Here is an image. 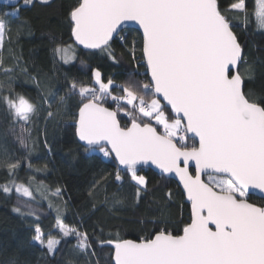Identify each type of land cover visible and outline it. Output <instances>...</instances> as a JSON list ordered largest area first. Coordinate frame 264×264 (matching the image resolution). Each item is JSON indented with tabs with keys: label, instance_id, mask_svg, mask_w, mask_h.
Segmentation results:
<instances>
[{
	"label": "trees",
	"instance_id": "obj_1",
	"mask_svg": "<svg viewBox=\"0 0 264 264\" xmlns=\"http://www.w3.org/2000/svg\"><path fill=\"white\" fill-rule=\"evenodd\" d=\"M215 3L242 48L243 94L264 110V29L256 20V0ZM238 3L241 10L234 9ZM79 4L0 6V187L16 184L33 195L0 190V264H112V244L147 241L157 233L179 236L190 219L189 203L174 181L148 169L119 171L106 148L103 157L75 140L77 111L89 101L113 109L122 128L137 122L163 133L137 106L113 108L125 92L142 104L153 98L140 36L124 30L99 51L78 49L70 15ZM68 46L76 56L65 64L57 53ZM94 71L110 84L105 92L95 85ZM8 95L32 105L26 120L14 119L3 99ZM67 132L74 137L67 139ZM175 143L196 147L189 139ZM134 176L143 177L145 186ZM249 201L262 205L255 197Z\"/></svg>",
	"mask_w": 264,
	"mask_h": 264
},
{
	"label": "water",
	"instance_id": "obj_2",
	"mask_svg": "<svg viewBox=\"0 0 264 264\" xmlns=\"http://www.w3.org/2000/svg\"><path fill=\"white\" fill-rule=\"evenodd\" d=\"M70 19L71 40L85 52L136 31L153 97L196 144L182 149L151 124L122 128L113 109L93 101L78 109L81 146L106 148L119 171L174 181L190 206L181 235L114 243L112 264H264V110L243 94L242 48L215 0H80ZM205 176L228 179L263 206L214 189Z\"/></svg>",
	"mask_w": 264,
	"mask_h": 264
},
{
	"label": "rangeland",
	"instance_id": "obj_3",
	"mask_svg": "<svg viewBox=\"0 0 264 264\" xmlns=\"http://www.w3.org/2000/svg\"><path fill=\"white\" fill-rule=\"evenodd\" d=\"M32 1L33 0H23L22 4L27 5ZM37 1L48 2L49 0H37ZM256 8H257L256 9L257 10L256 20H257L259 29L262 30L264 29V0H256ZM234 9L241 10L242 3H238L234 5ZM4 34H5L4 33V22L0 20V46H1ZM57 54H58L59 60L65 64H69L73 62L76 56L75 50L72 46L59 49ZM93 81L95 85L100 88L101 92H105L108 86H110L109 83L104 84L102 82L101 74L98 71H94ZM3 99L8 109L11 111L15 120H26L29 114L32 112V109H33L32 105L24 98H21L16 95H8V96L3 97ZM118 100L120 103H123L130 107L134 105L137 106L136 108L142 115L149 118L152 123L159 126L162 132L165 133L169 138L175 141H178L179 145L181 143L186 142V140H188L185 133L183 132L184 129H182L183 128L182 122L179 120H174L173 118L172 119L168 118V115L162 109V104L158 99L153 97L152 99H150V101L146 103L149 106L148 113L142 112V110L140 109L142 101L141 100L136 101L134 95H132L130 92H125V94L122 97H119ZM65 137L67 139H71L74 137V134L72 132H67L65 133ZM103 151H104L103 148L92 149L90 150V153L102 154L103 157H105V154L103 153ZM204 180L218 191L231 193L237 199L246 198V196L226 178L217 177V176H205ZM133 181L139 187L145 186V179L143 177L134 176ZM0 190H2L5 193H15L16 195H19L25 198L33 197L29 189L24 188L23 186H20V185H16V184L5 186V187H0Z\"/></svg>",
	"mask_w": 264,
	"mask_h": 264
},
{
	"label": "built area",
	"instance_id": "obj_4",
	"mask_svg": "<svg viewBox=\"0 0 264 264\" xmlns=\"http://www.w3.org/2000/svg\"><path fill=\"white\" fill-rule=\"evenodd\" d=\"M125 35V34H124ZM119 104H120V102H116V103H114V105H113V108L114 109H118L119 108ZM140 109L142 110V112L143 113H148L149 112V106H148V104H146V103H143V104H141V106H140ZM163 134H165V133H163ZM166 135V134H165ZM167 136V135H166ZM168 137V136H167Z\"/></svg>",
	"mask_w": 264,
	"mask_h": 264
},
{
	"label": "flooded vegetation",
	"instance_id": "obj_5",
	"mask_svg": "<svg viewBox=\"0 0 264 264\" xmlns=\"http://www.w3.org/2000/svg\"><path fill=\"white\" fill-rule=\"evenodd\" d=\"M184 132V131H183ZM245 199H247L249 201V196H247ZM250 202V201H249ZM263 206V202H262V205L260 207Z\"/></svg>",
	"mask_w": 264,
	"mask_h": 264
}]
</instances>
